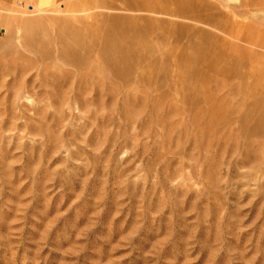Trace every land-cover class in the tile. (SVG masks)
Returning <instances> with one entry per match:
<instances>
[{"label":"rangeland","instance_id":"1","mask_svg":"<svg viewBox=\"0 0 264 264\" xmlns=\"http://www.w3.org/2000/svg\"><path fill=\"white\" fill-rule=\"evenodd\" d=\"M52 5H0V264H264V0Z\"/></svg>","mask_w":264,"mask_h":264},{"label":"crops","instance_id":"2","mask_svg":"<svg viewBox=\"0 0 264 264\" xmlns=\"http://www.w3.org/2000/svg\"><path fill=\"white\" fill-rule=\"evenodd\" d=\"M44 0H0V5L3 6H13L17 4H29L33 6L32 8H38L41 6V9L46 10L51 8L53 3H56L57 0H51L49 3H43Z\"/></svg>","mask_w":264,"mask_h":264},{"label":"bare ground","instance_id":"3","mask_svg":"<svg viewBox=\"0 0 264 264\" xmlns=\"http://www.w3.org/2000/svg\"><path fill=\"white\" fill-rule=\"evenodd\" d=\"M116 72L119 73L118 70H117ZM120 72H121V71H120ZM119 74H120V73H119Z\"/></svg>","mask_w":264,"mask_h":264}]
</instances>
